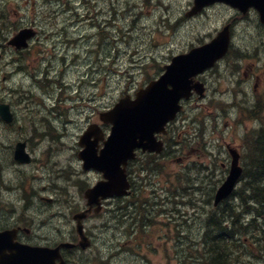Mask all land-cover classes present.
<instances>
[{"label":"rangeland","instance_id":"rangeland-1","mask_svg":"<svg viewBox=\"0 0 264 264\" xmlns=\"http://www.w3.org/2000/svg\"><path fill=\"white\" fill-rule=\"evenodd\" d=\"M161 1L167 6L164 12L167 14L166 18L155 10L153 0H150L145 9L133 8L132 12L120 7L117 12L119 25L110 29L109 36L103 41L107 49V56L103 55V65L106 60H111L109 62L117 72L107 75L106 83L103 81L105 74L97 76V83L87 86L85 91L87 94L93 93V96L101 95L97 102L102 106H105L104 102L112 104L126 93L134 94L137 89L135 87L162 73L164 64L170 62L174 55L190 49L192 45L197 46V43L211 40L225 20L235 17L237 23L231 54L216 70L205 76L209 89L205 102L209 101L210 104L194 99L186 105V111L177 125L184 126L182 122L186 115L202 108L204 115H200L199 120L203 121L202 133L205 135L204 139L201 136L199 138L207 141L211 150L221 157L217 156V160L212 163L205 155L204 161L211 162L213 170L200 167L197 179L192 176L195 174L193 171L184 178L179 174L180 167L171 166L173 162L166 167L160 163L162 171L157 172L160 175L155 181L159 188L168 185V191L175 195L180 191L185 192L184 198L188 204L191 200L198 202L196 205L180 207L188 212L190 217L184 218L181 213L175 211L177 205L172 203V200L162 201L161 204L149 200V218H144L136 224L137 234L132 235L129 232L131 230L123 228V223L118 222L115 214L111 213L113 205H105L101 215H92L85 222L86 230L92 237V246L75 255L71 264H185L184 256L187 254L190 240L200 243L205 214L210 209L206 199L211 200L221 179L227 174L222 166V162H226L225 142L243 147L245 133L254 127V114L242 103L244 99H253L264 105V25L260 24L258 14L252 12L242 18L236 10L218 5L202 16L189 18L185 14L190 1L193 0ZM18 2L24 4V0ZM108 4L112 5L110 0ZM112 13L114 16L113 10ZM0 54V99L12 101L17 119L13 125L0 120V226L12 225L22 220L25 222L24 226L31 229L24 238L34 245H47L48 242L54 241V237L56 241L65 236H75L76 221L73 215L83 210L86 202L84 192L97 177V173L85 172L78 158L77 141L85 126L82 125L84 113L80 114L75 110L79 123L66 125L71 129L68 136H64L65 123H62L61 127L56 118L55 139L47 136L49 131L42 133L48 130L47 120L52 129L54 128V119H44L48 110L41 106L44 105L43 96H47L46 91L39 95L34 91L31 79L15 73L6 74L3 47ZM32 60H37V54L32 56ZM94 63L97 66L99 64L98 61ZM77 64L79 62L72 67ZM241 69L249 73L254 71L253 78L244 81L245 71L239 75L236 73ZM55 80V89L59 87V82L74 84L78 81V72H70L62 77L59 71H55ZM256 82L258 86L255 88ZM67 89L72 90L71 92L80 90L75 86H69ZM25 92L33 99L22 105L24 98L21 93ZM68 94L63 90L61 95ZM56 96L55 92V98ZM225 100L235 103L236 109ZM65 109L67 105L64 106L63 110ZM98 111L96 110L93 119L88 118L89 121L100 122ZM108 131L109 129L106 132ZM210 136L216 138L210 140ZM20 139L29 142L28 150L35 158L31 164L19 165L13 159L14 146ZM167 168L175 173L170 178H165ZM141 173L138 171L135 177ZM201 173L202 179L199 178ZM146 175L145 173L143 176ZM199 181L202 182L195 186ZM243 186L242 182L237 189ZM149 193V190L146 191L142 198H147ZM141 194L142 192L138 196ZM54 195L55 230L51 220L53 206L46 199ZM195 206L197 214L192 211ZM118 244H122V249H116ZM251 245L253 242L247 246ZM257 250H253L254 257H251L256 264H264V258H258L260 253ZM241 264H250L247 256Z\"/></svg>","mask_w":264,"mask_h":264},{"label":"water","instance_id":"water-1","mask_svg":"<svg viewBox=\"0 0 264 264\" xmlns=\"http://www.w3.org/2000/svg\"><path fill=\"white\" fill-rule=\"evenodd\" d=\"M216 2L227 3L244 14L254 7L259 12L260 21L264 23V0H195L189 15L197 14L204 7ZM34 34L32 28H24L13 36L9 44L17 49L26 47ZM230 42L229 28L225 27L211 42L173 57L172 62L165 66V72L140 88L136 98L125 95L112 109L101 113V120L111 123L112 129L100 153L97 146L103 139V134L98 124L90 125L81 136L80 145L84 149L79 152V157L84 161V169H96L104 176L85 191L88 205L98 206L96 212L101 210L102 200L129 193L130 182L126 166L129 159L136 157V149L151 152L163 150V143L157 140L155 134L165 131L166 124L182 109L180 101L189 98L193 89L202 93L203 85L199 82L193 85V78L224 57ZM13 115L10 104L0 101V117L11 122ZM231 152L234 159L227 178L216 191L215 205L233 193L243 173V168L239 165V155ZM14 159L21 164L32 161L26 141L17 142ZM88 211L90 209L75 215L77 231L81 237L79 244L83 249L91 244L82 223ZM16 237L17 229L0 231V264H64L61 246H75L66 243L53 249L23 244L16 241ZM58 259L60 262H57Z\"/></svg>","mask_w":264,"mask_h":264},{"label":"flooded vegetation","instance_id":"flooded-vegetation-1","mask_svg":"<svg viewBox=\"0 0 264 264\" xmlns=\"http://www.w3.org/2000/svg\"><path fill=\"white\" fill-rule=\"evenodd\" d=\"M11 1L13 0H0V11L3 12L1 17H4L8 21V24H10L9 26L12 28L19 27L35 29L36 35L30 40L27 48L16 49L15 47H11L9 45L5 47L7 72L9 74L16 73L19 75L33 77L36 79L37 83L38 79L42 82V84L39 85V88L41 92L46 91L47 93V96H43V99L45 102L49 103L51 107V114L55 123V71H59V64H56L55 60L66 61L83 59L84 61H89L88 71L91 70L90 60L93 54L91 43L95 39V44H98L99 35L94 37L92 40L90 29L92 27L91 25L101 26L106 23L108 0H25L24 2L26 4L24 7L27 11L30 9H38L34 13L36 16L33 17V15L24 14L20 20L16 21H12L10 14H5V12H9V9L11 8H14L16 15L18 14V11L14 6L17 0L13 1L14 4H12V6ZM119 1L120 0H116V3ZM134 1L139 2L140 0ZM114 6L115 5H112V7ZM136 7H138V5H134V8ZM247 16L248 15H241L242 18H246ZM229 21L233 28V34L235 35L236 19L233 17ZM13 34L14 31L8 33L7 36L11 37ZM34 54H37L36 61L32 60V56ZM243 70L245 71V69H241L236 73L239 75ZM82 74H85V72H82ZM244 74L246 77L244 81H250L253 78L254 71L251 73L245 71ZM257 79H259L258 75ZM48 82H50V84H48ZM257 86L258 84L256 82L254 87L256 88ZM253 102L255 105L257 104L256 101ZM92 116L93 114L89 113L90 119H92ZM159 138L165 143V146H167V150L169 151L166 154V162L171 163V160H175V162L178 161L179 165L173 163L171 166H180L181 173H186L188 167L198 168L203 164V156H205L204 152H202L200 147L197 148L198 151H195L193 148L186 147L188 144L185 145L182 143V135L178 136L176 144H174L170 149L168 148L171 142L170 132L166 135L159 136ZM197 143H199V141ZM225 145L226 147L231 146L238 149L241 155L240 162L242 163L243 147L239 145L227 144V142H225ZM176 151H178L180 155L172 158ZM153 156L155 155L140 151L136 162L139 163L144 157ZM229 164L230 157L227 156L226 162H222V165L229 168ZM173 172L174 171H171V173ZM101 177L102 175L97 173L96 180L101 179ZM47 201L51 202L53 206L51 220L54 223L55 230V195L51 198V200ZM182 203L186 204V202H183V199L180 204ZM182 214L185 215L184 212ZM24 225L25 222L21 220V222H14L11 227H18V239L24 243H29L27 242V239L24 238V235H28L31 229ZM74 234L75 236H65L57 239L56 241L54 237L53 242H48L47 245L44 246H49L55 249V247L62 242H77V233L75 232ZM75 250L77 254L81 251L79 248L62 249L65 264H71V254L74 253Z\"/></svg>","mask_w":264,"mask_h":264},{"label":"trees","instance_id":"trees-1","mask_svg":"<svg viewBox=\"0 0 264 264\" xmlns=\"http://www.w3.org/2000/svg\"><path fill=\"white\" fill-rule=\"evenodd\" d=\"M110 2H115V0H110ZM119 10L120 4L116 3V8L113 10L114 16L113 13L110 16L112 10H109L106 23L101 26L91 25L92 40L99 35L98 41L103 43L105 37L109 36V30L119 25L117 16ZM9 27L5 25L4 17L0 18V41L6 40L7 34L13 29ZM3 46V42H0V51ZM95 61H98V66L94 63ZM109 61L111 60H106L104 68L102 60L93 59L90 63L91 71L88 73L90 76L86 75L84 81L93 82L91 83L93 86L97 83V76L105 74L107 77L117 72ZM77 62L76 59L68 62L70 65L68 74L77 72L78 64L72 67ZM81 82L77 81V85H82ZM95 96L92 95V97ZM257 116L261 120L260 127L246 136L245 169L242 179L244 186L236 189L232 198L225 199L218 206L214 205V195L211 200L206 199L210 209L205 214L200 243L190 240L187 254L184 256L183 263L185 264L189 262L190 264H241L245 256L248 257L250 264H256L252 255L255 248L260 253L258 258H264V112L257 113ZM151 194L154 195L153 198ZM151 194L149 199L147 197L143 201L138 198L124 201L117 199L110 210L113 211L118 222L124 219L135 220L138 225L144 218H149L147 213L149 200L159 204L160 196L156 195L154 190ZM163 196L170 195L166 193ZM235 196L238 197L235 198ZM202 215L204 216V212ZM252 242L253 245L247 246ZM116 249H121V245L118 244Z\"/></svg>","mask_w":264,"mask_h":264},{"label":"bare ground","instance_id":"bare-ground-1","mask_svg":"<svg viewBox=\"0 0 264 264\" xmlns=\"http://www.w3.org/2000/svg\"><path fill=\"white\" fill-rule=\"evenodd\" d=\"M83 26H84V25H83ZM85 34H87V33H85ZM92 35H93V34H92ZM83 37H84V36H83ZM89 37H90V36H89ZM85 38H87V37H85ZM85 38H84V39H85ZM91 38H92V37H91ZM87 39H88V38H87ZM83 41H84V40H83ZM116 41H117V40H116ZM78 42H79V41H78ZM80 43H82V42H80ZM80 43H79V44H80Z\"/></svg>","mask_w":264,"mask_h":264}]
</instances>
